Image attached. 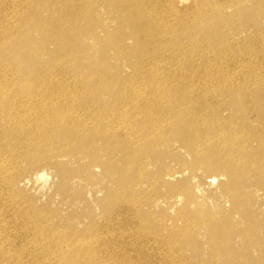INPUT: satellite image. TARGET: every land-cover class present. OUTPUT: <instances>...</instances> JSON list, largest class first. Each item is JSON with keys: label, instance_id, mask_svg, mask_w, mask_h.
<instances>
[{"label": "rangeland", "instance_id": "1", "mask_svg": "<svg viewBox=\"0 0 264 264\" xmlns=\"http://www.w3.org/2000/svg\"><path fill=\"white\" fill-rule=\"evenodd\" d=\"M17 1L23 4L17 5ZM37 2L52 8L65 7L66 18L83 13L79 9L81 0H0V19L12 15L26 19L31 5ZM141 2L144 12L146 9L151 18H158L155 21L159 27L163 23L169 25V31L162 33L171 41L168 56L176 54L177 45L181 44L192 56L190 61L195 65L189 72V58L180 57L182 60L178 61L171 57L170 71L178 73L172 75L179 83L186 84L190 76L194 79L203 75L201 81L206 80L205 70L211 71V81L218 82L226 77L237 80L246 75L244 72L264 78V13L255 6L251 15L257 20L249 26L247 18L251 15L242 18L235 14L237 7L225 8L223 13L233 23L212 29L214 35L217 30L225 39L216 42L217 48L209 52L205 45L212 39L210 33H195L192 42L179 35L184 32L180 20L199 23L192 15L197 6L192 4L202 6L201 0ZM72 32L77 35V48L91 52L101 49L103 30L83 35L81 27H77ZM2 56L1 64L5 63ZM106 59L108 64L115 61L110 53ZM95 65L89 61L78 68L75 62L72 75L83 78L75 96L80 104L101 109L111 103L113 96L98 87ZM132 70L124 63L117 72L126 79L132 76ZM150 71L154 75L163 73L161 69H149L147 73ZM135 81L139 80L127 79L120 85ZM21 84L23 81L17 86ZM230 88L228 97L236 91ZM198 93L203 97V91ZM118 106L120 114L131 112L126 103ZM221 106L218 120L210 119L208 125H222L232 133L233 112L226 105ZM142 108L149 110L144 104L138 110ZM93 110H88L89 114ZM179 111L171 117L179 120L182 108ZM188 114L189 120L197 119L201 124L197 130L194 127L196 135L191 138L181 137L184 127L180 124L153 125L147 115L136 116L125 124H121V119L120 129L105 135L103 128L93 134L82 127L55 129L47 141L49 145L39 148L16 130L21 144L18 149L8 150L16 151L20 160L9 165L8 171L3 168L0 175L6 181L0 189V264H264V146L254 138L245 144L248 150H236L245 141L229 137L225 146L213 130L202 137L200 129L207 123L206 112L194 108ZM250 114L251 119H257V112ZM245 124L248 128L241 126L244 131L257 126L255 121ZM46 132L50 134L48 128ZM104 145L110 152L102 149ZM43 147L48 148L40 149ZM111 154L120 170L106 173L101 162ZM39 244L44 251H40ZM30 245L34 246L32 251ZM87 251H91V256Z\"/></svg>", "mask_w": 264, "mask_h": 264}, {"label": "bare ground", "instance_id": "2", "mask_svg": "<svg viewBox=\"0 0 264 264\" xmlns=\"http://www.w3.org/2000/svg\"><path fill=\"white\" fill-rule=\"evenodd\" d=\"M81 1L79 9L83 13L78 17L66 18L67 9L65 7L52 8L48 4L37 2L31 5V13L26 19L19 16L16 18L15 15L0 19V55H3L2 60H5V63H0V175L3 168L8 171L9 165L18 163L20 160L15 154L16 151L8 150L9 148L18 149L21 144V137L16 136L18 135L15 134L16 130H20L22 136L31 139L39 148L43 144L49 145L47 141L53 136L51 133L55 132V129L71 130L82 127L86 133L93 134L96 132L95 130L99 131V128H103L104 133L102 134L105 135L112 133L111 131H114L112 129H120L121 119L123 120L121 124H125L126 121H130L136 116L147 115L150 120L154 121L153 125L158 122L167 123L169 126L180 124L184 127L181 137L191 138L196 135V130L201 125L197 119H188V113L194 108H200L202 112H206L207 123L203 124L205 126L200 129L202 137H206L208 131L213 130L223 139L222 143L225 146H228L225 139L229 137L245 141L242 147L236 150H248L245 144L254 138L260 140L264 146V78L253 77V72H250L251 74L244 72L246 75L237 80L232 79L233 77L230 79L226 77L218 82L211 81L209 79L211 71L206 72L205 70L206 80L201 81L203 75L194 79L188 76L186 84H181L174 77L177 72L172 73L174 75L171 74L170 62L176 57L178 61L182 60L178 59L180 57L189 58L190 61L192 56L184 51L183 44L179 47L177 45L176 54L173 52L172 55L170 54L171 56H168L167 51L171 48V41L166 39L162 33H167L170 27L165 23H161L162 26L159 27L160 24L155 21L158 18L156 17V19L154 16L155 19L151 18V14L149 15L146 9L144 12L141 0ZM201 3H203L202 6L192 4L197 6L193 8L192 15L198 19L199 23L194 25L192 21L180 20L182 27L180 29L184 32H179V35L187 36L188 40L192 42L196 36L195 33L205 36L210 33L213 40L210 38L209 43L205 45L209 52L216 49V42L222 39V35L217 33V30L214 35L212 29H219L222 25L233 23V19L223 13L225 8L230 5L237 7L235 14L241 15L242 18L245 15H251L253 6L261 14L264 13V0H201ZM16 4L22 5L23 2L17 1ZM253 16L247 18L249 21L246 26L252 25V22L257 20ZM162 19L164 18L162 17ZM77 27H81L83 35H93L96 30H103L101 49L91 52L92 50L77 48L75 46L77 35L72 32V29ZM170 32L173 36H177L174 35L177 34L175 31L171 30ZM128 39H131L132 42L129 43ZM16 45L19 48L15 49ZM205 46L203 45V47ZM109 53L113 56L114 63H107L106 56ZM224 56L222 57L226 58ZM233 60L235 61V59ZM89 61L96 64L94 74L96 82L99 84L98 87L105 88L113 96L111 103L105 108L97 109L80 104V101L75 97L83 84V78L72 75L74 63L77 62L78 68H80ZM191 62L188 64L190 68L187 66L188 72L193 65ZM124 63L133 68L132 76L126 77V79L117 72ZM205 63L207 64L206 61ZM250 65L253 64L250 63ZM256 65L255 67H257ZM146 68L161 69L163 73L154 75L150 71V74L147 73L149 69ZM193 69L192 71L195 72ZM251 69L250 71H252ZM233 70L232 72H234ZM238 70L237 72H242V70ZM18 76L21 78L19 79ZM133 78L139 81L120 85L123 81ZM20 81H23V84L17 86ZM231 81L233 82L231 83ZM198 85L199 89H197ZM230 87L236 91H232L234 93L228 97L226 94L231 89ZM200 91H203V97L201 94L199 95ZM173 93L175 98H173ZM119 103H126L131 112L125 115L123 112L120 114ZM141 104L148 106L149 110L144 111L143 108L138 110ZM222 104L233 112L231 123H234L235 127L232 133L226 132L222 125L215 127L208 125L210 119L218 120V111ZM179 108H182V116H179V120H175L171 116L174 112L180 113ZM92 109H94V113L91 115L88 110ZM78 111L82 113L78 115ZM253 111L258 113L255 120L249 117ZM252 121L257 122L256 128L244 131L241 126L248 128L245 123ZM47 128L50 134L46 132ZM1 149H4V152ZM102 149L106 153L110 152L107 145H104ZM86 152L90 153L91 151L87 149ZM116 161L113 160L111 154L104 162H101L104 171L114 173L120 170ZM16 173H19L18 170ZM3 175L5 174L3 173ZM5 184L6 181L1 178L0 189ZM28 248L29 251H32L34 246L30 245ZM40 251H44V248L40 247ZM86 253L91 256V251Z\"/></svg>", "mask_w": 264, "mask_h": 264}]
</instances>
